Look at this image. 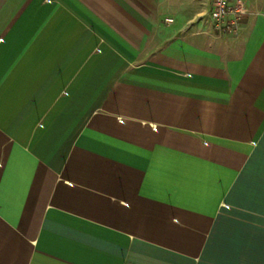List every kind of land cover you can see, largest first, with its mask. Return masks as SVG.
<instances>
[{
    "label": "crops",
    "instance_id": "crops-1",
    "mask_svg": "<svg viewBox=\"0 0 264 264\" xmlns=\"http://www.w3.org/2000/svg\"><path fill=\"white\" fill-rule=\"evenodd\" d=\"M244 2L227 34L211 0H0V264H264Z\"/></svg>",
    "mask_w": 264,
    "mask_h": 264
},
{
    "label": "built area",
    "instance_id": "built-area-1",
    "mask_svg": "<svg viewBox=\"0 0 264 264\" xmlns=\"http://www.w3.org/2000/svg\"><path fill=\"white\" fill-rule=\"evenodd\" d=\"M249 13L244 0H211L209 19L214 31L233 34L241 27V20ZM171 22V18L165 19Z\"/></svg>",
    "mask_w": 264,
    "mask_h": 264
}]
</instances>
